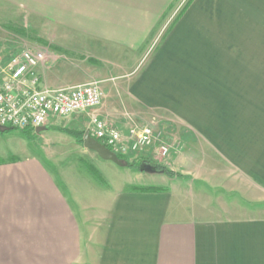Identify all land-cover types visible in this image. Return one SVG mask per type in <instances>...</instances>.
I'll list each match as a JSON object with an SVG mask.
<instances>
[{"label":"crops","instance_id":"1","mask_svg":"<svg viewBox=\"0 0 264 264\" xmlns=\"http://www.w3.org/2000/svg\"><path fill=\"white\" fill-rule=\"evenodd\" d=\"M4 2L56 25L77 57L46 53L41 88L101 82V105L70 118H155L182 147L165 165L180 176L129 168L141 173L121 187L57 174L43 147L1 159L0 264H264V0Z\"/></svg>","mask_w":264,"mask_h":264},{"label":"rangeland","instance_id":"2","mask_svg":"<svg viewBox=\"0 0 264 264\" xmlns=\"http://www.w3.org/2000/svg\"><path fill=\"white\" fill-rule=\"evenodd\" d=\"M185 4L186 2L184 1L182 4L172 5L171 9L168 10L167 16L175 11L178 15ZM168 25H170L169 22ZM164 30V33L156 39L155 43L152 45L149 44L148 47L140 52L139 56H144L143 61L151 59L154 56L167 31V29ZM58 33H60V30L57 29V26L47 22L40 14H38V17H33L31 11L27 12V9L21 6H15L14 4H8L5 3L4 0H0V56L2 58L8 59L11 55L18 53L22 49L38 48L44 50L46 53L54 52L58 54L59 61L64 60V57H70V59H74L73 61H75L77 57L74 54L68 53L71 51L69 48L64 47L65 41H62V39L65 40L67 38V35H59ZM77 60L79 63V59ZM81 69L82 68H80V70ZM215 86L216 88L221 87V85ZM237 87V84L231 85L233 91L237 89ZM222 94V92L215 91V95ZM231 95L235 94L232 93ZM131 118L132 121L136 120L134 115H132ZM81 120L82 119L78 121L73 118H56L51 121L50 125L78 131L88 130L89 123H85L84 120L81 122ZM149 123L156 129V133L159 137L156 142L157 145L160 146L163 143L168 146L171 145V147L170 154L166 158L161 159L156 156V154L154 157L155 148H150L151 152L149 158H147L148 156L145 157L149 159L152 165H167L171 161V153L179 150L182 147V143L175 140L172 135L165 134V132L161 131L160 129L163 127H160L157 119L153 118ZM127 127L129 126L121 128L126 129ZM43 132L51 136H45L35 132V130L11 129L4 131L0 129V160L5 157H11L12 155L24 156L27 154H36L42 156L44 154L42 153L43 147L51 158L46 160L49 168L57 174L58 172H62V168L70 166V169H75L82 173H90L96 176L100 181H105V178H107L112 183L118 184L121 187L128 181L136 180V173H141L139 171L130 173L128 172V167L120 166L113 161L102 159L95 151L87 149L82 144H78L75 138L67 134L51 129H46ZM126 157L130 159L129 156ZM143 175L145 176L142 177H159L157 171L155 174L143 173Z\"/></svg>","mask_w":264,"mask_h":264},{"label":"built area","instance_id":"3","mask_svg":"<svg viewBox=\"0 0 264 264\" xmlns=\"http://www.w3.org/2000/svg\"><path fill=\"white\" fill-rule=\"evenodd\" d=\"M46 60L38 48L22 49L8 59L0 56V128L17 130L48 126L56 118H70L76 113L99 107L103 99L101 82L65 88H41L37 68ZM90 134L116 154L131 160L146 159L150 148L159 158L170 154V146L157 145L158 135L150 123L134 121L123 129L109 120L90 114Z\"/></svg>","mask_w":264,"mask_h":264},{"label":"water","instance_id":"4","mask_svg":"<svg viewBox=\"0 0 264 264\" xmlns=\"http://www.w3.org/2000/svg\"><path fill=\"white\" fill-rule=\"evenodd\" d=\"M47 129L46 126H40L35 129V132L41 133ZM84 146L92 151H95L102 159L107 160V161H113L114 163L124 166V162L121 161L118 157V155L112 151L108 146L105 144L101 143L99 140L94 138L89 130L85 131L84 134ZM141 171H146V172H155L156 169L151 163H148L146 161H143L140 165L139 168Z\"/></svg>","mask_w":264,"mask_h":264},{"label":"trees","instance_id":"5","mask_svg":"<svg viewBox=\"0 0 264 264\" xmlns=\"http://www.w3.org/2000/svg\"><path fill=\"white\" fill-rule=\"evenodd\" d=\"M0 129L5 131V130L16 129V128H10L9 127V128H0ZM47 129H55L57 131L65 133V134L75 138L78 144L84 145L83 138H84L85 131H78V130H71V129H67V128L54 127L52 125H48ZM26 130H35V129H26ZM117 155H118L119 159L124 162V166H126L128 168H133V169L138 170L143 161L151 163L149 161V159L131 160L126 156H123L120 154H117ZM153 166L157 172H162V173H164L168 176H171V177L180 176L178 173L173 172L172 170H170L168 167H166L163 164H153Z\"/></svg>","mask_w":264,"mask_h":264}]
</instances>
